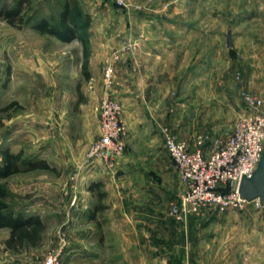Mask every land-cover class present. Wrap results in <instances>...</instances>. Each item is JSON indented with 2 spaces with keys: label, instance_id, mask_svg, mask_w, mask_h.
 <instances>
[{
  "label": "crops",
  "instance_id": "1",
  "mask_svg": "<svg viewBox=\"0 0 264 264\" xmlns=\"http://www.w3.org/2000/svg\"><path fill=\"white\" fill-rule=\"evenodd\" d=\"M167 2V12L157 2L150 6L158 13L153 19L134 10L124 14L114 0H83L81 5L91 26L86 81L89 88L101 84L103 66L113 64L111 95L121 105L127 129L125 151L104 182L114 232L126 240L127 253L147 254L152 264H184L188 256L189 264H264V215L202 211L189 216L184 226L165 214L163 194L179 198L183 186L159 132L169 126L189 145L193 135L204 130L227 135L245 112L240 90L264 102V42L239 37L224 50L219 41L208 38L209 26L193 25L192 0ZM258 4L255 9L264 12V2ZM248 6L244 4L241 14H247ZM183 17L192 24H183ZM237 48L243 53L242 80L237 89L227 90L224 81L221 86L214 80H227L224 73L232 67L229 50ZM79 206L84 208L83 203ZM38 211L34 214L40 215ZM8 235L7 229H0V264H19L17 254L6 248ZM69 254L63 252L62 257Z\"/></svg>",
  "mask_w": 264,
  "mask_h": 264
},
{
  "label": "rangeland",
  "instance_id": "2",
  "mask_svg": "<svg viewBox=\"0 0 264 264\" xmlns=\"http://www.w3.org/2000/svg\"><path fill=\"white\" fill-rule=\"evenodd\" d=\"M64 1L0 0V9L18 7L23 18L21 26H10L0 17V108L16 102L9 111L0 114V151L8 149L14 154L21 151L24 160H43L49 166L47 170L26 171L22 165L20 172L0 180V186L7 190L6 202L10 208L16 211L25 208L26 215L40 210L39 216L46 225L41 245L26 246L17 253L15 261L33 264L64 244V254L69 251L70 254L65 259L62 253L61 264H152L147 254L127 253L126 240L118 238L114 232V212L106 205L110 195L104 189V182L108 180V173L114 172V165L108 168L102 161L91 163L87 159L99 134L96 109L105 95V65L101 70V84L89 88L90 84L81 73L82 47L79 39L60 40L32 27L40 19L57 22ZM76 1L81 7L83 0ZM135 1L137 4H131L134 3L131 0H114V5L124 14L132 10L143 12L145 19L158 15L155 7L150 8L156 2L164 6L165 12L169 8L167 0H144L145 5L143 0ZM192 1L193 25L209 26L208 38L219 41L224 50L228 39L230 44L239 37H257L264 42V12L259 7L255 9L264 0H226L225 8L224 0ZM245 3L249 6L247 14L243 15ZM183 24H192L191 19L183 17ZM90 27L80 29L83 37L87 38L88 59ZM125 34L127 39L130 38V32ZM232 50H229L231 71L224 73L227 80H214L221 86L224 81L223 88L227 90L237 89L242 80L239 62L243 53L237 52L238 48L234 49L236 52ZM101 87L103 94L99 91ZM243 93L248 92L239 91V98L244 103ZM244 109L246 111L245 103ZM232 129L222 137L213 136L206 130L202 134H210L221 143ZM200 134L193 135L192 144L186 141L188 146L193 147ZM92 183H99V190L105 193L99 203L88 191ZM162 197L167 202L165 214L170 216L171 203L178 202V197L173 194H163ZM81 203L84 208L79 206ZM255 203L256 200L229 212L264 215V205L256 206ZM100 205L103 208L98 209L96 206ZM159 208L164 207L161 205ZM189 258L184 259V264H189Z\"/></svg>",
  "mask_w": 264,
  "mask_h": 264
},
{
  "label": "built area",
  "instance_id": "3",
  "mask_svg": "<svg viewBox=\"0 0 264 264\" xmlns=\"http://www.w3.org/2000/svg\"><path fill=\"white\" fill-rule=\"evenodd\" d=\"M114 74L113 64L107 63L103 69L105 95L96 109L99 134L87 157L89 162L102 161L108 168L113 167L117 157L125 151L127 138L121 105L111 95ZM242 99L246 111L221 143L213 136L201 134L196 137L194 146L189 147L168 127H160L164 149L183 186L178 202L171 203L169 215L184 226L189 216L202 211L225 213L239 210L254 200L256 206H262L259 199L246 201L238 193L241 178L253 174L264 148V102L248 93H243ZM225 187H228L227 192L222 191ZM63 248L64 244L33 264H61Z\"/></svg>",
  "mask_w": 264,
  "mask_h": 264
},
{
  "label": "trees",
  "instance_id": "4",
  "mask_svg": "<svg viewBox=\"0 0 264 264\" xmlns=\"http://www.w3.org/2000/svg\"><path fill=\"white\" fill-rule=\"evenodd\" d=\"M19 8L2 7L0 9V17L4 19L10 26H21L23 18L20 16ZM90 18L85 14L76 0H65L59 14V20L50 23L46 19H40L32 27L41 33H46L60 40H69L78 38L82 47L81 73L84 80H88L90 73L88 70V50L87 38L81 34V28L89 26ZM82 26V27H81ZM16 105L12 101L0 108V114L7 112ZM0 180L8 175L20 172V167L25 165V170L49 169L48 164L43 160L23 159L21 151L11 153L8 149L0 151ZM99 183H92L88 186V191L94 196L98 203L104 198L105 193L100 191ZM223 192L228 191V187L222 189ZM8 193L5 188L0 186V229H7L8 238L5 241L6 248L13 253L21 252L26 246L38 247L41 245L42 235L46 230L43 219L37 214H25V208L13 210L6 202ZM98 209L103 206H96Z\"/></svg>",
  "mask_w": 264,
  "mask_h": 264
},
{
  "label": "water",
  "instance_id": "5",
  "mask_svg": "<svg viewBox=\"0 0 264 264\" xmlns=\"http://www.w3.org/2000/svg\"><path fill=\"white\" fill-rule=\"evenodd\" d=\"M230 45L229 39L227 42ZM240 198L251 201L259 199L264 205V148L255 171L251 176H243L238 185Z\"/></svg>",
  "mask_w": 264,
  "mask_h": 264
}]
</instances>
